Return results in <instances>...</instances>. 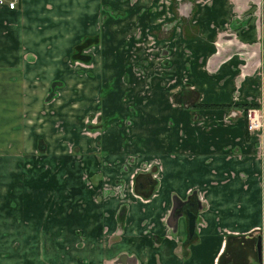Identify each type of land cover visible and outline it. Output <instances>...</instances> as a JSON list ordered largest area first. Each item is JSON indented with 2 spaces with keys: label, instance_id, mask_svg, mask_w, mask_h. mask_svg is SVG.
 <instances>
[{
  "label": "crops",
  "instance_id": "1",
  "mask_svg": "<svg viewBox=\"0 0 264 264\" xmlns=\"http://www.w3.org/2000/svg\"><path fill=\"white\" fill-rule=\"evenodd\" d=\"M9 1L0 264H258L259 239L264 264V0ZM191 196L192 240L169 222Z\"/></svg>",
  "mask_w": 264,
  "mask_h": 264
},
{
  "label": "trees",
  "instance_id": "2",
  "mask_svg": "<svg viewBox=\"0 0 264 264\" xmlns=\"http://www.w3.org/2000/svg\"><path fill=\"white\" fill-rule=\"evenodd\" d=\"M91 41H84L83 44L74 52V58L75 60H82L84 62L88 61V57H85L83 55H81V51L82 49H84L85 47H87V45L90 43ZM205 108H223L221 106H203ZM248 108L245 107L244 112L247 111ZM157 187V182L156 180L153 179L152 177V173H140L135 177L134 180V191L136 193L137 196L143 198L144 200H148L153 194L154 191ZM189 197V202H193L195 203V200ZM196 208V207H195ZM191 212H195L194 210H191Z\"/></svg>",
  "mask_w": 264,
  "mask_h": 264
},
{
  "label": "water",
  "instance_id": "3",
  "mask_svg": "<svg viewBox=\"0 0 264 264\" xmlns=\"http://www.w3.org/2000/svg\"><path fill=\"white\" fill-rule=\"evenodd\" d=\"M178 204H181L180 207H176ZM186 202H181L178 200H174V204L172 206V210L169 216V222L170 226L174 229L177 230L178 228V220L183 217V214L176 213V211H180L185 205ZM186 220H187V233H188V238L190 240L193 239L194 234H195V228H196V216L193 212L190 210H187L184 214ZM257 262L258 264H262V252H261V242L260 239L258 240V245H257Z\"/></svg>",
  "mask_w": 264,
  "mask_h": 264
},
{
  "label": "built area",
  "instance_id": "4",
  "mask_svg": "<svg viewBox=\"0 0 264 264\" xmlns=\"http://www.w3.org/2000/svg\"><path fill=\"white\" fill-rule=\"evenodd\" d=\"M0 6H7L8 9L14 10L16 8L15 1L0 0ZM245 119L247 121V132L250 134L259 133L263 129V115L260 110L250 108L245 112Z\"/></svg>",
  "mask_w": 264,
  "mask_h": 264
},
{
  "label": "flooded vegetation",
  "instance_id": "5",
  "mask_svg": "<svg viewBox=\"0 0 264 264\" xmlns=\"http://www.w3.org/2000/svg\"><path fill=\"white\" fill-rule=\"evenodd\" d=\"M86 49V47L84 48V49H82V51H81V55H83V50H85ZM76 61H82V60H76ZM246 112V111H245ZM101 117V115H99V116H96L95 117V119H93L92 117L90 118L92 121H91V124L92 125H94V126H98V124H99V118ZM89 120V119H88ZM89 124V123H88ZM91 129H88V132L90 131ZM95 134H97V133H95ZM156 170L155 169H149V170H147L146 172H145V174H148V173H152V177H153V179L154 180H156V182H157V184H158V181H157V175H156V172H155ZM140 173H142V172H140ZM139 173V174H140ZM138 175V174H137ZM137 175H135L134 177H133V180H132V188H133V193L136 195V193H135V191H134V180H135V177L137 176ZM192 197V196H191ZM193 198V197H192ZM191 198V199H192ZM183 202H186L185 203V205H183V207H182V209L180 210V211H176V213H179V214H183V217L185 218V216H184V214H185V212L187 211V210H194L195 209V203H193V202H189V198L187 199V200H185V201H183ZM181 206V204H178L177 203V206L176 207H180Z\"/></svg>",
  "mask_w": 264,
  "mask_h": 264
},
{
  "label": "rangeland",
  "instance_id": "6",
  "mask_svg": "<svg viewBox=\"0 0 264 264\" xmlns=\"http://www.w3.org/2000/svg\"><path fill=\"white\" fill-rule=\"evenodd\" d=\"M154 53H155V55L153 56V54L151 53V51H148L147 52V60H146V62H148V63H159V61H161L162 60V57H163V54H162V52L160 53V51H153ZM153 58H154V61H153ZM93 119H95V116L93 115V116H91ZM91 119H89V120H87V122L89 123L88 125H92L91 124ZM20 155V152L18 153V156ZM27 157H28V155H29V152H27L26 154H25Z\"/></svg>",
  "mask_w": 264,
  "mask_h": 264
}]
</instances>
